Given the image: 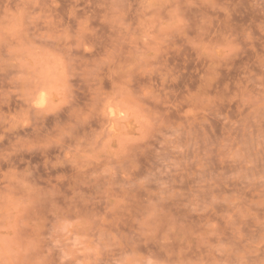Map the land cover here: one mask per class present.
I'll list each match as a JSON object with an SVG mask.
<instances>
[{
  "label": "clouds",
  "instance_id": "9594fccd",
  "mask_svg": "<svg viewBox=\"0 0 264 264\" xmlns=\"http://www.w3.org/2000/svg\"><path fill=\"white\" fill-rule=\"evenodd\" d=\"M0 264H264V0H0Z\"/></svg>",
  "mask_w": 264,
  "mask_h": 264
}]
</instances>
